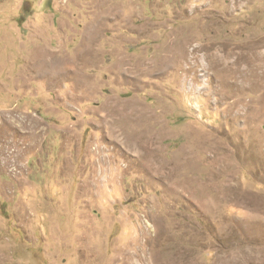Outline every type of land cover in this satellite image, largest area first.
Masks as SVG:
<instances>
[{
  "label": "rangeland",
  "instance_id": "obj_1",
  "mask_svg": "<svg viewBox=\"0 0 264 264\" xmlns=\"http://www.w3.org/2000/svg\"><path fill=\"white\" fill-rule=\"evenodd\" d=\"M263 68L264 0H0V264H264Z\"/></svg>",
  "mask_w": 264,
  "mask_h": 264
},
{
  "label": "bare ground",
  "instance_id": "obj_2",
  "mask_svg": "<svg viewBox=\"0 0 264 264\" xmlns=\"http://www.w3.org/2000/svg\"><path fill=\"white\" fill-rule=\"evenodd\" d=\"M244 58V57H243ZM225 59V62L227 61V60H229V58H224ZM224 59L222 60V62L224 61ZM248 60V59H247ZM239 60H237V61H233L232 63H231V67H232V72L236 75V76H238L240 79H238V80H234V81H232L231 82V84L233 85V87H235V91H238V92H240V91H242V90H245V87H244V82H246V77H247V75L250 73V75L251 76H253V75H255L254 76V78L256 77V73L257 72H246V70H243V71H241V66H240V63L238 62ZM260 62V61H259ZM216 64V63H215ZM248 64V63H247ZM253 66V65H252ZM256 66V65H255ZM259 68V67H258ZM255 69V68H254ZM261 69V68H260ZM260 69H257V70H260ZM264 69V68H263ZM229 70H230V68H229ZM259 74V73H258ZM258 74H257V76H258ZM259 77V76H258ZM249 78V77H248ZM247 78V79H248ZM260 79L259 80H261V74H260V77H259ZM250 79V78H249ZM253 79V78H252ZM255 80H257V79H255ZM264 82V81H263ZM258 85V83H255V85ZM262 84V83H261ZM260 84V85H261ZM258 87V86H257ZM256 88V87H255ZM251 89H253L252 87H251ZM234 105V104H233ZM134 147V146H133ZM135 148V147H134Z\"/></svg>",
  "mask_w": 264,
  "mask_h": 264
}]
</instances>
